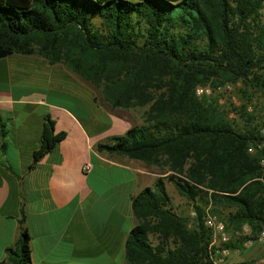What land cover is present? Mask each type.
<instances>
[{
	"label": "trees",
	"instance_id": "obj_1",
	"mask_svg": "<svg viewBox=\"0 0 264 264\" xmlns=\"http://www.w3.org/2000/svg\"><path fill=\"white\" fill-rule=\"evenodd\" d=\"M263 10L264 0H0V60L39 56L101 90L113 108L149 107V126L97 146L167 168L133 199L139 224L128 264H211L209 204L213 214L235 209L228 230H251L241 246L264 231V150L249 152L259 133L237 131L195 92L224 74L264 90ZM0 130L5 139L1 117ZM65 138L46 116L31 170ZM166 181L192 205L193 227L175 212ZM29 244L25 231L2 264H32Z\"/></svg>",
	"mask_w": 264,
	"mask_h": 264
},
{
	"label": "crops",
	"instance_id": "obj_2",
	"mask_svg": "<svg viewBox=\"0 0 264 264\" xmlns=\"http://www.w3.org/2000/svg\"><path fill=\"white\" fill-rule=\"evenodd\" d=\"M0 78V264L25 231L32 264H128L127 239L139 224L133 199L167 175L97 146L142 127L141 115L113 108L101 90L39 56L1 59ZM46 116L66 138L31 170Z\"/></svg>",
	"mask_w": 264,
	"mask_h": 264
},
{
	"label": "rangeland",
	"instance_id": "obj_3",
	"mask_svg": "<svg viewBox=\"0 0 264 264\" xmlns=\"http://www.w3.org/2000/svg\"><path fill=\"white\" fill-rule=\"evenodd\" d=\"M264 17V10L262 12ZM6 86L5 81L0 78V87ZM197 90L201 92L197 94ZM197 98L202 101L205 106L211 107L226 123L233 126L239 132H247L255 130L259 133L261 139L257 145H252L249 152L257 155L264 150V90L261 88H252L247 86L243 80H237L227 74L218 78H212L202 86L196 89ZM141 115V124L149 126V107L136 108L135 110ZM254 128V129H253ZM264 164V161L263 163ZM156 170L167 175V168H159ZM264 184V180H262ZM168 194L171 197L178 214L179 209L183 210L180 216L188 220L189 227H193L196 214L192 216L190 208L188 209L184 202L179 201L184 198L177 190L168 186ZM190 205V204H188ZM220 213L213 214V206L207 205L205 208V218L207 215L215 216L225 225L228 242L224 243L221 238L217 240L211 232L212 240L210 245L211 264H264V231L257 237L255 241H248L239 245V241L251 234L248 227H244L240 232L228 230L227 219L230 213L235 209H220ZM157 241H155L156 243ZM236 246V249L230 250L228 246ZM227 250L228 254L224 255L223 251Z\"/></svg>",
	"mask_w": 264,
	"mask_h": 264
},
{
	"label": "built area",
	"instance_id": "obj_4",
	"mask_svg": "<svg viewBox=\"0 0 264 264\" xmlns=\"http://www.w3.org/2000/svg\"><path fill=\"white\" fill-rule=\"evenodd\" d=\"M197 94L200 95L201 92L199 90H197ZM90 170H91V166L86 165L84 167L85 172H89ZM205 226L207 229L212 231V233L214 234V238L216 240L218 237H220L222 242H224V243L228 242V237L226 234L225 225L217 217L207 215L205 218ZM263 238H264V234H263V237L260 239L261 242L263 241ZM223 254L227 255L228 251L227 250L223 251Z\"/></svg>",
	"mask_w": 264,
	"mask_h": 264
}]
</instances>
